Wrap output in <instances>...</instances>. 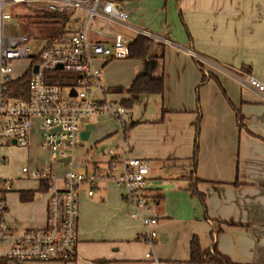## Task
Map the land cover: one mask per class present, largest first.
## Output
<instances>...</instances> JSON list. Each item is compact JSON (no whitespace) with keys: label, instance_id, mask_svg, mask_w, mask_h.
<instances>
[{"label":"crops","instance_id":"crops-1","mask_svg":"<svg viewBox=\"0 0 264 264\" xmlns=\"http://www.w3.org/2000/svg\"><path fill=\"white\" fill-rule=\"evenodd\" d=\"M119 2L127 19L109 26L110 38L95 31L91 38L111 42L118 34L130 43L142 34L161 43L165 51L163 58L154 57L161 50L158 45V51L153 46L145 58L95 59L103 74L105 70L109 86L103 75L101 79L108 97L117 102L129 94L115 89L129 87L139 74L164 78L163 93L143 95L128 108L127 132V157L149 165L143 191L153 201L151 213L160 215L154 248L157 261L146 257L148 246L141 238L144 226L131 215L126 189L102 181L93 197L87 185L80 190V242L75 259L42 264H99L102 260L105 264H192L194 237L204 249L216 248L233 264H264V94L249 83L250 76L264 83V0ZM94 20L96 30L105 28L104 16ZM100 118L114 117L84 118L77 144L92 138L91 127ZM113 121L100 135L117 141L115 154H108L107 169H99L95 162L91 169L87 165L82 170L120 172L118 148L124 134ZM38 135L35 128L28 148L12 144L2 150L0 175L11 179L4 218L17 233L46 226L48 194L40 181L38 189H15L22 178L6 176L1 168L10 161L9 147L29 149L30 161L39 145ZM21 192H33L32 200H22ZM198 193L204 194V202ZM4 249L0 247V258Z\"/></svg>","mask_w":264,"mask_h":264},{"label":"built area","instance_id":"built-area-1","mask_svg":"<svg viewBox=\"0 0 264 264\" xmlns=\"http://www.w3.org/2000/svg\"><path fill=\"white\" fill-rule=\"evenodd\" d=\"M42 1L44 3L39 10L70 14L72 9L79 8L87 15L84 23L72 20L67 26L69 32L66 35L47 41L37 53L31 48L33 37L30 34L15 37L4 34L3 22L11 15L4 10L6 1L0 0V166L4 161L3 148L12 144L30 147L35 128L38 129L42 149L58 162L56 173L48 166L35 168L25 164L22 168L25 176L44 185L49 197L46 226L24 233H17L5 221L6 192L11 189V179L0 175V247L5 246L2 255L22 263L74 260L80 242V190L87 185V193L93 197L100 182L112 181L126 189L131 215L140 219L144 226L141 238L148 246L146 257L157 261L154 248L160 215L151 213L153 201L143 191L149 165L143 159L127 157L130 140L127 133L130 125L128 108L108 97L101 79L102 71L95 65L97 57H128L129 43L118 34L111 37V42L91 38L92 31L110 38L109 26L113 22L126 20L127 13L119 0ZM98 15L106 19V26L102 30L92 26ZM27 58L31 59L29 69L33 74L29 82V96H8L7 83L14 79L12 63ZM60 64L62 68H58ZM35 65H38L37 72L34 71ZM62 70L68 73L63 75L58 72ZM60 79L66 80V84L62 85ZM249 83L264 94V83L260 80L250 76ZM106 113L117 120L124 134L120 148V172L113 174L97 169L68 168L82 120ZM68 156L71 161L65 164L63 159Z\"/></svg>","mask_w":264,"mask_h":264},{"label":"rangeland","instance_id":"rangeland-1","mask_svg":"<svg viewBox=\"0 0 264 264\" xmlns=\"http://www.w3.org/2000/svg\"><path fill=\"white\" fill-rule=\"evenodd\" d=\"M6 4L4 6V10L6 13L11 15L10 18H7L3 22V31L6 36L15 37L20 36L23 33H28L33 37V42L31 44V48L35 52H39L47 43L48 39L43 38L45 37L47 32V27L45 25H39L37 23H32L28 17V15H34L35 12H39V8L43 5L44 1L42 0H25L22 2H14L12 0H5ZM44 10V9H43ZM71 18L72 20H79L81 23H84L86 20L87 12L83 9H72L71 10ZM96 21V20H94ZM94 21L92 26H94ZM2 24V20L0 17V25ZM154 41L153 46H156V50L159 49V44ZM155 48V47H154ZM31 64V59H18L14 60L12 63L13 72L12 76L14 78L20 77L25 74ZM59 73L67 74L68 72L65 70L58 71ZM103 75V81L106 86H109V83L105 82V70ZM106 115H110L106 113ZM111 116V115H110ZM113 117V116H112ZM114 119V118H113ZM113 119L105 118L97 119L93 123L91 130H92V138L88 141H82L81 143H76V146L73 150V159L70 165H68L70 169L79 170L78 168L82 169L83 166H89L91 169L92 165L95 162H98L101 168L106 170L107 169V161L110 157L109 153L116 152V144L117 141L115 139H110V135L100 136L102 133L105 132V127L108 125H112L114 123ZM110 127V126H109ZM35 131V129H34ZM33 131V133H34ZM122 146V144H121ZM120 151V148H118ZM7 154L10 156V161L6 166L1 168V171L6 176L11 177H20L22 179L16 181L14 188L15 189H38L39 188V181L27 178L22 172V168L25 164L37 167V165L47 164L48 167H52L55 171V167H57L58 162L56 158H52L42 147L36 144L35 148L33 149L31 160L29 161L28 152L29 149H22L19 147H9L6 150ZM118 172V171H117ZM116 171L113 174H118ZM27 178V179H25ZM112 182V181H111ZM14 192V191H13ZM36 193H39L37 190ZM96 197V195H95ZM37 198V197H36ZM49 198V197H48ZM132 211V209H131ZM43 262H60V261H27L23 262L25 264H42ZM64 263V262H62Z\"/></svg>","mask_w":264,"mask_h":264},{"label":"trees","instance_id":"trees-1","mask_svg":"<svg viewBox=\"0 0 264 264\" xmlns=\"http://www.w3.org/2000/svg\"><path fill=\"white\" fill-rule=\"evenodd\" d=\"M32 23L39 25H45L47 32L45 37L48 41H54L56 38H60L66 35L69 30L68 24L72 21L71 14L53 12L48 10H39L34 15L26 16ZM154 40L145 35L139 34L129 43L130 58H145L151 55V48L153 47ZM161 50L159 53L153 54V56L163 58L165 51L163 45L159 44ZM32 71L29 69L25 74L20 77L14 78L7 83L6 94L11 97L28 98L29 96V82L32 78ZM207 78L203 77V82ZM59 82L65 85L66 80L60 79ZM117 92H126L129 94V98L125 99L122 103L127 108H131L133 104L138 101L143 95L148 94H161L164 92V78L152 77L149 74H139L129 87H118L115 89ZM241 128L244 127V121L242 115L238 114ZM132 125V124H131ZM130 127V125H129ZM194 163H197V153L193 157ZM194 164V165H195ZM194 186V183H192ZM33 192H21V199L24 201H30L33 198ZM201 201L204 202V194L198 193ZM157 198V197H156ZM190 263L192 264H233L229 258L219 253L214 248L213 250L204 249L197 237H194L190 245ZM22 262L14 261L6 257L0 258V264H21ZM106 261L102 260L99 264H105Z\"/></svg>","mask_w":264,"mask_h":264},{"label":"water","instance_id":"water-1","mask_svg":"<svg viewBox=\"0 0 264 264\" xmlns=\"http://www.w3.org/2000/svg\"><path fill=\"white\" fill-rule=\"evenodd\" d=\"M34 55H35V54H31L30 56H34ZM58 68H62V65H61V64L58 65ZM34 71H35V72L38 71V65H35V66H34ZM63 161H64L65 164H68V163L71 161V157L68 156V157L64 158Z\"/></svg>","mask_w":264,"mask_h":264}]
</instances>
